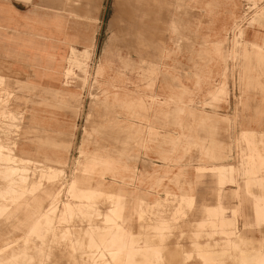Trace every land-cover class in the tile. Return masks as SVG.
I'll use <instances>...</instances> for the list:
<instances>
[{"label":"rangeland","instance_id":"rangeland-1","mask_svg":"<svg viewBox=\"0 0 264 264\" xmlns=\"http://www.w3.org/2000/svg\"><path fill=\"white\" fill-rule=\"evenodd\" d=\"M38 2L50 7L49 50H32L24 56L8 50L6 44V38L18 44L34 41L39 20L30 13L35 8L49 9L29 2L26 7L22 0L13 3L21 18L9 11L0 15V150L4 148L0 151V264H125L128 231L141 243L150 238L162 242L165 258L181 261L179 251H184L186 264H264V0H162L158 7H147L148 2L143 10L132 8L129 15L121 6L123 15L114 21L116 27L124 30L135 22L145 28L144 33L131 31L132 41L139 43L134 54L156 68L174 69L149 75L150 85L135 91L109 75L93 83L100 65L97 60L109 45L114 0L107 4L97 59L93 49L90 58L79 63L71 59L70 48L83 51L88 37L79 41L72 31L58 30L68 23L71 27L74 15L93 27L90 11L99 9L98 2ZM177 2L179 7L174 8ZM171 11L180 15L173 16L181 18L183 36L173 24L171 37L178 39V45L166 46L162 38L170 23L164 18L171 17ZM224 30L225 39L215 52L218 45L213 35ZM35 54L38 61L31 62ZM60 57L63 65L55 70ZM165 60L171 61L169 66ZM35 70H42L47 81L30 85L27 81L35 77ZM51 75L60 80L50 82ZM40 91L49 97L50 117L38 112V102L46 105ZM130 124L142 136L136 129L130 132L131 153L125 155L120 143L125 137L120 132ZM76 136L84 140L78 153L70 152L68 143ZM60 153L62 161L57 163ZM8 154L14 160H6ZM93 155L100 160L91 166V178L100 179L102 185L93 189L86 182L71 190L74 179L85 170L86 159ZM203 163L234 168L230 175L236 181L226 178L220 201L215 191L224 175L221 166L195 167ZM139 166L150 170L140 171ZM22 167L27 168L30 182L44 184L42 170H52V193L42 202L44 211L50 209V224H42L50 228L47 231L31 230L37 217L24 212L37 192L29 195L21 210L17 205L22 199L3 195L2 190L19 179ZM5 168L17 172L9 176ZM154 170L156 178H141L140 174ZM120 186L125 190L122 197L112 193ZM163 187L159 198L150 195ZM193 190L197 192L195 208ZM172 194L180 197L172 201ZM202 204L212 209L223 205L224 217L237 221L242 235L235 243L229 241L232 234L221 233L218 210L203 223L207 214ZM107 215L112 220L107 221ZM161 218L170 220L171 228L153 229ZM157 233L164 236H149ZM159 254L146 251L132 256L160 264Z\"/></svg>","mask_w":264,"mask_h":264},{"label":"crops","instance_id":"crops-1","mask_svg":"<svg viewBox=\"0 0 264 264\" xmlns=\"http://www.w3.org/2000/svg\"><path fill=\"white\" fill-rule=\"evenodd\" d=\"M17 1H22V0H0V15L9 11L10 13H12L13 16L15 15V16L21 18L22 17L21 13L19 11H17L13 6V3L17 2ZM39 1H50V0H39ZM28 2L33 4L34 6H42V8H47L49 10L37 11V9L35 8V11L30 13V15L35 13L37 20H39V24L37 25L38 29H36L34 41H27V42L22 41L20 44H18L17 42H15L13 40H9V38H6V44L8 46L7 47L8 50H10V51L13 50L15 53H19V55H24V56H28L29 53L31 54L32 50H37V51L45 50L46 51V50H49V48H50V7L45 6L43 4H40L38 2V0H28ZM108 2H109V0H102L99 9H96V11H92V10L90 11V14L93 15V19L95 22L93 27H91L88 22L81 19L82 16H79V15L72 16V18L74 19V23L71 27H70L69 23L67 24V26L65 25L66 30H70V29L74 30V31L78 30V34L73 33V35H74L73 38L78 39L79 41H81L82 39L85 40V38H86L85 31L90 32L91 35H90V41L89 42H90V44H92L94 46L96 59H97V52H98L99 36L101 34L102 25L104 24L105 17L107 14ZM177 4H178V2H177ZM210 4H212V3H206V5H210ZM178 7H179V4L174 5V8H178ZM176 13H177V11H176ZM119 14L121 16L123 15L122 14V8L117 5V0H114L113 16H112V19L110 21V26H109L110 27L109 28L110 33H111V36L109 38V45H108L107 49L104 51L105 54H103V56L99 60H97V62L105 68V70L107 71L108 75L111 78L122 79L121 81L126 84L128 91H135L136 89H143V88L147 87L148 85H150L148 83V81L146 82L149 75H155V76L158 75L159 76L160 72H168V71L174 70V69L168 68V67H162V66L160 68H156V67H154V64L153 65L151 64V62L147 61L146 59H141L139 56L135 55L136 54V53L134 54V52L136 51L135 46H138L139 43H137L136 41H131L132 36H133L131 31H133L134 34H137L138 32L141 33V31L143 33V32H145V28L143 25H140L138 23H134L132 25L128 24L127 28L124 29L125 31L122 30V28H120V27H116L114 24V21L118 19L117 17ZM170 14L172 15L171 17H168V15L166 14V16L164 18L165 23H167V24L170 23L168 26L169 27L168 32L166 34H164L163 38H162L164 40V43L166 46H169L171 44L178 45V39L177 40H176V38L172 39V37H171L170 29H172L171 27L173 26V24L177 25L178 29H176V30H179V35L180 34H181V36L183 35L181 33V25H182L181 20H180L181 18L178 17L179 19H177L176 17H174L173 16V15H175L174 11H171ZM12 15L10 14L9 17H12ZM39 18H41V19H39ZM229 27H228V29H229ZM81 31H83V34L81 33ZM224 33H225V30L221 31L220 33H216L213 35V37L216 39V42H217V43L215 42V44L220 45L219 43H221L222 40L225 39ZM181 38L179 37V39H181ZM16 43H17V45H16ZM252 44L257 45L253 42H252ZM15 45L17 48L14 47ZM109 46H110V48H109ZM257 46H259V45H257ZM78 47L80 48L81 45H78ZM173 51L174 50H171L170 52H173ZM190 60H192V59L190 58ZM170 62L171 61H169V60H165V62H164L165 66H169ZM151 66H153V67H151ZM209 90H211V89H209ZM68 143H69L70 152L72 150H74V151H76V153H78L84 147L83 136L81 137V139L79 141H78V138L76 136L75 139L69 141ZM70 152H69V154H70ZM222 159H223V157H222ZM151 164H152V162H151ZM214 166L229 167L231 165H223V164H218V163H215L213 165H205V163H203V164H200V165L195 166V167L196 168H203V167H214ZM145 169H148V171L150 170L149 167H147V166H144V167L139 166L140 171L141 170L144 171ZM226 178H228L230 180L229 182H231V183L236 181L235 178H232L230 173H227V172L224 173L223 178H222V183L217 184V189L215 191L217 199L219 201L221 200V197L223 196L222 190L224 188ZM133 186H129L128 190L131 191ZM164 190L165 189L163 187L162 189H160L159 192H156L154 194L150 193V195H153L154 197H158L159 194ZM134 191H135V189H134ZM128 193H129V191H128ZM195 196L197 198V192L195 194V192L193 190L192 205L194 208L197 205V200H195ZM169 197H172L173 198L172 201H173V200H175V197H180V196H175L172 194V195H169ZM258 197H260L261 199L263 198L261 196V194L258 195ZM202 206H203L205 214H207V218H205V220H203V223H205V221H209L208 215H211L210 212H215L218 210V212L221 213L220 222L218 223V226L221 225V228H222L221 233L222 234L226 233V234H230V235L232 234L234 236V238H232V239L230 238L229 241H230V243L231 242L235 243L238 236L242 235V233L239 230H237L238 229L237 228V221H235V219L232 220L230 218L227 219L224 217V213H225L224 206L219 205V207H217L215 209H212L209 206H206L205 204H202ZM143 213H144V210H143ZM162 217H164V216H162ZM164 218H161L160 221H156V222H158V224L155 225L153 229L158 231V229H161V228H167V227L171 228V225L169 222L170 220L164 221L165 220ZM257 218H258V216H257ZM147 219H145V220H147ZM140 222H143V221H140ZM140 228L142 229V228H144V226L140 225ZM149 236L162 238L164 235L162 236V234L157 233V235H154V236L149 235ZM132 237H133V234L128 231L127 235H126V239H127L128 244H127L126 249H125V254H126V261H125L126 263L125 264H151L150 261L141 258L140 255L138 257H135L134 255L132 256V254H136V253L143 254L146 251L147 252L160 253L161 255L158 258V261L160 262V264H162L163 261H165L166 263H169V264H174V263L175 264H178V263L179 264H186L185 260H184L185 257H183V255L185 254L184 251H179L181 261H179V260L175 261L176 257H171V258H165L164 257V249H163L164 245L162 244V242L157 241L154 238L153 239L150 238L147 241L141 243L140 240H135ZM131 239L133 241V246L130 245ZM197 245L200 246V243H197ZM223 251H224V249H223ZM237 257L238 256H234L233 261H236L235 259Z\"/></svg>","mask_w":264,"mask_h":264},{"label":"bare ground","instance_id":"bare-ground-1","mask_svg":"<svg viewBox=\"0 0 264 264\" xmlns=\"http://www.w3.org/2000/svg\"><path fill=\"white\" fill-rule=\"evenodd\" d=\"M61 3H66V1L67 0H59ZM94 1H96V2H98V4L100 5L101 4V1L102 0H94ZM151 2V4L149 3V5H148V2ZM117 0V4H118V6H123L124 7V10L125 11H123L125 14L127 13L128 15H129V12L130 13H132V8H134L135 10H138V9H141V10H143V8H142V6H143V4L145 3V4H147L148 6L147 7H149V6H151V5H156L157 7H158V5L160 6V5H162V3L163 2H161L160 0ZM71 2H72V0H71ZM91 2H93V0H91ZM68 3V2H67ZM92 4H94V3H92ZM97 4V3H96ZM67 5V4H66ZM85 5V4H84ZM68 6V5H67ZM73 7V6H72ZM95 7V6H94ZM153 7V6H152ZM156 7V8H157ZM96 8V7H95ZM100 8V7H99ZM155 8V7H154ZM73 9V8H72ZM93 9V8H92ZM150 9V8H149ZM71 10V9H70ZM90 10V9H89ZM96 10V9H95ZM118 10V9H117ZM155 10V9H154ZM65 11V10H64ZM93 11V10H92ZM158 11V10H157ZM164 11V10H163ZM162 11V12H163ZM145 12V11H144ZM147 12H149V11H147ZM160 12V11H159ZM77 13V12H76ZM134 14V13H133ZM136 14V13H135ZM157 14V13H156ZM97 15V14H96ZM159 15V14H158ZM165 15V14H164ZM151 16V15H150ZM156 16V15H155ZM143 17H144V15H143ZM143 17H141V18H143ZM153 17V16H152ZM144 19V18H143ZM146 20V19H145ZM151 20V19H150ZM181 20V19H180ZM179 21V20H178ZM149 22V21H148ZM135 23V22H134ZM150 23V22H149ZM160 23H162V22H160ZM175 23V22H174ZM145 24V23H144ZM55 26H57V25H55ZM166 26V25H165ZM56 28H58V27H56ZM121 28V27H120ZM155 28V27H154ZM124 29V28H123ZM128 30V29H127ZM148 30V29H147ZM69 31H72L73 33H76V34H78V30H66V27H64V26H62L59 30H58V32L59 33H65V32H69ZM158 31V30H157ZM161 32V31H160ZM81 33L83 34V31H81ZM85 33H86V37H88V43H89V45H87L88 47H86V49H84L83 51H77V50H75L74 48H70V56H71V59L73 60V61H75V62H77V63H79L80 61H81V59H83L84 57L86 58V57H89V55L91 56V54H92V50L94 49L93 48V46H92V44H90V32L89 31H85ZM144 33V32H143ZM138 36H139V34H138ZM148 36V35H147ZM183 36V35H182ZM83 37V36H82ZM141 37H143V36H141ZM144 37H146V36H144ZM152 37V36H151ZM157 37V36H156ZM138 38V37H137ZM139 39H143V38H139ZM138 39V40H139ZM133 40V39H132ZM131 40V41H132ZM146 40V39H145ZM153 40V39H152ZM155 41V40H154ZM157 41V40H156ZM162 41V40H161ZM164 41V40H163ZM224 41V40H223ZM147 42V41H146ZM220 42V41H219ZM217 43V42H216ZM147 44V43H146ZM220 44V43H219ZM145 45V44H144ZM217 45V44H216ZM140 46H142V45H140ZM213 46V45H212ZM214 47V46H213ZM217 47V46H216ZM109 48H110V46H109ZM223 48V47H222ZM131 50V49H130ZM220 51V45H218V48H217V50H215V52H217V51ZM33 51H36V52H39V51H37V50H33ZM136 51H139V50H136ZM218 51V52H219ZM146 52V51H145ZM140 53V52H139ZM141 53H143V52H141ZM105 54V53H104ZM137 54H138V52H137ZM146 54V53H145ZM170 54V53H169ZM54 57L55 56H52V55H50V58L51 59H54ZM61 57L63 58L64 57V54L63 55H61ZM60 57V61H57V68L55 69V70H57L58 68L59 69H61V66L63 65V61H62V58ZM140 57V56H139ZM143 57V56H142ZM90 58V57H89ZM141 58V57H140ZM30 59H31V62L32 61H34V62H37L38 61V59L36 58V54L35 55H31V57H30ZM64 59V58H63ZM66 59H67V56H66ZM89 61V60H88ZM87 61V62H88ZM88 64V63H87ZM76 66V65H75ZM85 66V65H84ZM88 68V67H87ZM86 71V70H85ZM36 72V73H35ZM34 76L35 77H32L29 81H27V82H29V84L30 85H32V86H36L37 84H39V83H43V82H46L47 81V78L43 75V73H42V70H35L34 71ZM89 73V72H88ZM70 74V73H69ZM90 75V74H89ZM108 75V73H107V71L105 70V68L103 67V66H101V65H99L98 66V69H97V71L95 72V74L93 75V83H95V82H97V83H100V79L102 78V77H104V76H107ZM88 77V76H87ZM58 80H60V77H55V75H51L50 76V82H55V81H58ZM27 82H24L25 84H27ZM67 83V82H66ZM225 89V88H224ZM225 91V90H224ZM218 92V91H217ZM217 92H215V98L217 97L216 96V93ZM221 92V91H220ZM39 93H41V94H43L44 95V97H45V95H46V93H44V92H39ZM38 93V94H39ZM225 94H226V92H225ZM62 97V96H61ZM47 98H49V97H45L44 99H42V100H44L43 102H45L46 103V105L45 104H41V103H39L38 102V104H37V107H38V112L39 113H41L42 115H45V116H47V117H50V100H48ZM53 101H59L60 100V97L58 98H55V97H50ZM118 118V117H117ZM136 129V128H134V127H132V125L130 124V125H128V126H126V127H122V130L123 131H121L120 132V134H122V135H124V137H125V140L124 141H122L121 140V142L120 143H122V145H123V147H122V150H121V152L122 153H124L125 155H129L130 153H131V151H130V144H128V138H129V135H130V132H132V131H134V130ZM139 133H140V135L142 136V131L140 130V129H136ZM135 135V134H134ZM140 136V137H141ZM123 137V138H124ZM142 138V137H141ZM264 139V138H263ZM107 141V140H106ZM171 143V142H170ZM111 144V143H110ZM112 145V144H111ZM1 146H2V144H1ZM103 146V145H102ZM3 147V146H2ZM3 150H4V148H2ZM10 150V149H8V147L6 148L5 147V150ZM3 150H0V151H3ZM11 150H12V148H11ZM13 151V150H12ZM11 151V152H12ZM4 152H6V151H4ZM10 152V151H9ZM118 152V151H117ZM2 153V152H1ZM13 153V152H12ZM60 155V157L58 158V160L56 159V162L57 163H60L61 161H62V154L60 153L59 154ZM5 156H6V154H5ZM123 156V155H122ZM123 157H125V156H123ZM19 158V157H18ZM99 157L98 156H92V157H88L87 159H86V164H85V170H82L81 172H80V176L79 177H77V178H75L74 179V181H73V185H72V187H71V190H74V189H79V188H81V186L84 184V183H86V182H90L92 185H91V187L93 188V189H97L98 187H100L101 185H102V183L100 182V179H97V181L95 182L94 180V178H91L92 177V165L95 163V162H98V160H100V159H98ZM126 158V157H125ZM26 159V158H25ZM132 159H134V158H132ZM135 159H136V157H135ZM6 160H8V161H11V160H14V157H11L9 154H8V156L6 157ZM17 161V160H16ZM20 161H22V160H20ZM20 161H18V162H20ZM23 162V161H22ZM29 162H31V161H29ZM33 162V161H32ZM28 163V162H27ZM39 164H41V163H39ZM13 167V166H12ZM18 168V167H17ZM19 169V168H18ZM62 169V168H61ZM64 169V168H63ZM232 169H234L232 166H229V167H223V166H221V167H219V170H220V172L222 173V174H224L225 172H227V173H230V171H232ZM5 170H7L6 168H5ZM4 171V170H3ZM27 168H25V167H22V168H20V170H19V172L18 173H20L19 174V179L18 180H16V182H13V183H11V184H9L8 186H7V189H4V190H2L3 191V195H6V196H10V197H12V198H20V199H22L23 200V202L19 205H17V209H19V210H21L22 208H23V206H24V204H25V202L28 200V197H29V195H33L35 192H37L38 193V196H37V198H35V199H33L32 201H31V203L30 202H28V203H30L29 205H31V208L30 209H28V210H26L25 209V211L24 212H26V213H28V212H30L31 214H32V212H33V219H35L36 217H37V222H35V225L31 228V230H34V229H44V230H49L50 228L48 227V226H42V224H50V219L51 218H49V214L48 213H50V212H48V211H44L43 210V207H42V202H43V200H49V198H50V194L52 193L51 191H52V187H50V182H51V180H52V170H50V168H46V169H44V170H42V173H43V175H44V177L47 179V182H46V184H44V183H41V181L39 180H32V182H30L29 180H28V177H29V175H28V177H27ZM64 171V170H63ZM6 172V171H5ZM16 170H14V169H10V170H7V175H11L12 176V174L14 173V174H16ZM56 173V172H55ZM156 170H154L152 173H145V174H140L141 175V178L142 177H145V178H156ZM163 174H165V173H163ZM6 177V176H5ZM4 177V179H6ZM163 177H166V175L164 176L163 175ZM16 179V178H15ZM12 181H13V179H12ZM112 184H114L115 185V183H112ZM28 191H30V192H28ZM94 191H96V190H94ZM117 193V195H119V196H121L122 197V193H125V190L123 189V188H121V186L120 187H114L113 188V190H112V193ZM111 193V194H112ZM57 197V196H56ZM55 197V198H56ZM60 199V198H59ZM55 200V199H54ZM111 200V199H110ZM113 200V199H112ZM45 202V201H44ZM52 202V201H51ZM55 202V201H54ZM53 202V203H54ZM57 202V201H56ZM45 203H47V202H45ZM55 204V203H54ZM46 205V204H45ZM44 205V206H45ZM66 205V208H69L70 206H69V204H65ZM48 206V205H47ZM6 207L7 206H4V208L6 209ZM46 207V206H45ZM2 209V211H6L5 209ZM107 210V209H106ZM64 212V211H63ZM68 214V213H67ZM69 215V214H68ZM14 217V216H13ZM51 217V216H50ZM54 217V216H53ZM62 220V219H61ZM110 220H112V218H111V216L110 215H107V221H110ZM53 221V220H52ZM23 223V222H22ZM52 224V223H51ZM32 226V225H31ZM45 227V228H44ZM6 230H7V228H5ZM6 232V231H5ZM10 232V231H9ZM27 233V232H26ZM9 234H11V233H9ZM94 243V242H93ZM95 244V243H94ZM163 251V250H162ZM160 255V254H159ZM159 257V256H158ZM149 259V258H148ZM83 261V260H82ZM169 261V260H168ZM76 264V263H75ZM175 264V263H174ZM179 264V263H178Z\"/></svg>","mask_w":264,"mask_h":264},{"label":"snow or ice","instance_id":"snow-or-ice-1","mask_svg":"<svg viewBox=\"0 0 264 264\" xmlns=\"http://www.w3.org/2000/svg\"><path fill=\"white\" fill-rule=\"evenodd\" d=\"M25 6L27 7L28 6V0H23Z\"/></svg>","mask_w":264,"mask_h":264}]
</instances>
